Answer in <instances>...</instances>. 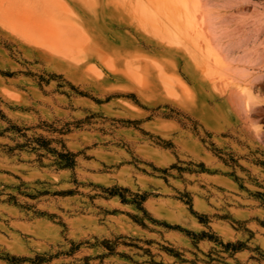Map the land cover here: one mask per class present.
Segmentation results:
<instances>
[{
	"label": "rangeland",
	"instance_id": "rangeland-1",
	"mask_svg": "<svg viewBox=\"0 0 264 264\" xmlns=\"http://www.w3.org/2000/svg\"><path fill=\"white\" fill-rule=\"evenodd\" d=\"M0 264H264V0H0Z\"/></svg>",
	"mask_w": 264,
	"mask_h": 264
},
{
	"label": "bare ground",
	"instance_id": "bare-ground-1",
	"mask_svg": "<svg viewBox=\"0 0 264 264\" xmlns=\"http://www.w3.org/2000/svg\"><path fill=\"white\" fill-rule=\"evenodd\" d=\"M182 6V5H181ZM186 16V15H185ZM187 18V17H186ZM188 20L186 21V25H187V27H192L193 25V21L191 22L190 20H189V18H187ZM193 29V28H192ZM192 29H190V30H192Z\"/></svg>",
	"mask_w": 264,
	"mask_h": 264
},
{
	"label": "trees",
	"instance_id": "trees-1",
	"mask_svg": "<svg viewBox=\"0 0 264 264\" xmlns=\"http://www.w3.org/2000/svg\"><path fill=\"white\" fill-rule=\"evenodd\" d=\"M204 235V234H203Z\"/></svg>",
	"mask_w": 264,
	"mask_h": 264
}]
</instances>
